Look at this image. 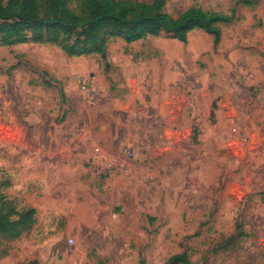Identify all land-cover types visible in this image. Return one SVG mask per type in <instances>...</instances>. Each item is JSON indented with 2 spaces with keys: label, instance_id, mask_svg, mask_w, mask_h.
Returning a JSON list of instances; mask_svg holds the SVG:
<instances>
[{
  "label": "rangeland",
  "instance_id": "obj_1",
  "mask_svg": "<svg viewBox=\"0 0 264 264\" xmlns=\"http://www.w3.org/2000/svg\"><path fill=\"white\" fill-rule=\"evenodd\" d=\"M193 7L230 17L219 44L0 46V206L36 212L0 264H264V0L162 11Z\"/></svg>",
  "mask_w": 264,
  "mask_h": 264
},
{
  "label": "trees",
  "instance_id": "obj_2",
  "mask_svg": "<svg viewBox=\"0 0 264 264\" xmlns=\"http://www.w3.org/2000/svg\"><path fill=\"white\" fill-rule=\"evenodd\" d=\"M73 1L0 0V46L40 43L55 45L68 57L93 54L105 57L108 43L114 38L133 43L165 33L187 43L191 32L203 30L219 44L220 24L230 20L229 16L200 7L174 17L162 11L164 0L152 4L133 0H80L86 14L81 18L71 7ZM35 214V210L8 209L3 203L0 234L19 237L34 224ZM166 264H190V260L185 252L173 255Z\"/></svg>",
  "mask_w": 264,
  "mask_h": 264
}]
</instances>
